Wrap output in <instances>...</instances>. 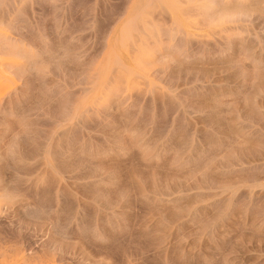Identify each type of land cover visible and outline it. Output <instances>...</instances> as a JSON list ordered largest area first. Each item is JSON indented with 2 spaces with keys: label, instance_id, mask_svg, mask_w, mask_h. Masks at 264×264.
<instances>
[{
  "label": "rangeland",
  "instance_id": "1",
  "mask_svg": "<svg viewBox=\"0 0 264 264\" xmlns=\"http://www.w3.org/2000/svg\"><path fill=\"white\" fill-rule=\"evenodd\" d=\"M0 264H264V0H0Z\"/></svg>",
  "mask_w": 264,
  "mask_h": 264
}]
</instances>
